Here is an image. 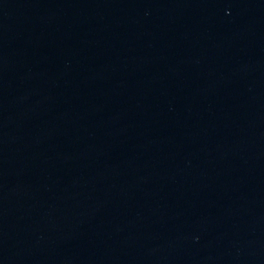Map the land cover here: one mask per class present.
I'll return each mask as SVG.
<instances>
[{
	"label": "water",
	"instance_id": "1",
	"mask_svg": "<svg viewBox=\"0 0 264 264\" xmlns=\"http://www.w3.org/2000/svg\"><path fill=\"white\" fill-rule=\"evenodd\" d=\"M0 264H264V0H0Z\"/></svg>",
	"mask_w": 264,
	"mask_h": 264
}]
</instances>
